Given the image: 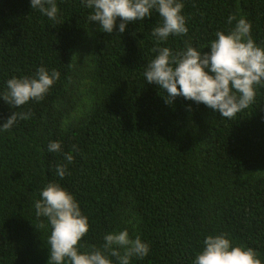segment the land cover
<instances>
[{"label": "trees", "instance_id": "trees-1", "mask_svg": "<svg viewBox=\"0 0 264 264\" xmlns=\"http://www.w3.org/2000/svg\"><path fill=\"white\" fill-rule=\"evenodd\" d=\"M181 2L188 33L161 47L201 49L235 26L230 15L246 18L264 47V0ZM30 4L0 0V96L9 79L41 66L60 76L39 101L18 108L0 98V125L13 112L30 113L0 131V264H48L51 225L35 202L50 182L88 217L80 251L127 229L149 246L130 264H193L204 238L223 233L264 264V87L233 119L183 96L166 103L144 76L158 54L156 11L108 34L88 21L92 10L81 0H56L57 21ZM53 141L61 151H48ZM57 165L67 166L63 179Z\"/></svg>", "mask_w": 264, "mask_h": 264}, {"label": "clouds", "instance_id": "clouds-1", "mask_svg": "<svg viewBox=\"0 0 264 264\" xmlns=\"http://www.w3.org/2000/svg\"><path fill=\"white\" fill-rule=\"evenodd\" d=\"M91 9L88 21H98L100 31L112 34L125 31L129 22L142 21L156 11L161 18L152 30L156 39L153 52L158 53L144 72L145 80L155 83L166 92V103L178 96L218 110L221 117L233 119L239 112L249 108L255 101L257 86L264 87V47L255 43L251 24L244 17H228V23L236 20L227 33L217 31L216 38L207 46L208 52L191 45L184 50L173 51L161 47L170 35L188 33L186 18L182 14L181 0H81ZM31 9H38L50 20L57 21L56 0H31ZM117 18L119 25L117 28ZM60 73H49L44 67L37 69L33 77H13L7 81L8 92L0 98L12 106L21 107L30 100L39 101L59 79ZM179 86V87H178ZM30 113L13 112L0 131H8L17 119H27ZM75 148V146H73ZM48 151L59 152V141L49 142ZM68 163L71 153L65 154ZM66 165H57L56 173L63 179ZM37 217H46L51 225L48 237L50 264H130V258H144L149 246L139 235L130 237L127 229L105 234L102 248L91 246L87 251L81 239L89 232L88 217L82 214L73 194L58 183L50 182L40 192L35 202ZM204 247L196 255L193 264H261L252 248L233 246L226 234L208 235Z\"/></svg>", "mask_w": 264, "mask_h": 264}]
</instances>
